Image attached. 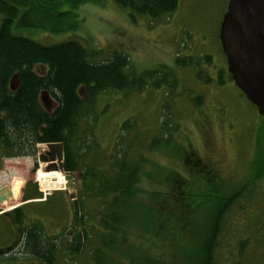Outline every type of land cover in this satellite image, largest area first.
I'll list each match as a JSON object with an SVG mask.
<instances>
[{
  "label": "rangeland",
  "instance_id": "1",
  "mask_svg": "<svg viewBox=\"0 0 264 264\" xmlns=\"http://www.w3.org/2000/svg\"><path fill=\"white\" fill-rule=\"evenodd\" d=\"M228 4L229 0H180L171 17L157 21L140 17L134 23L129 12L113 0H96L95 4L88 3L75 10L76 18L60 24L74 30L52 34L17 28L14 24L12 34L44 47L77 40L88 50L103 52L94 58L96 62L112 51L127 55L135 75L143 79V86L134 92L108 91L98 96L96 141H91L97 148L88 155L86 164L107 169L110 159L120 154L123 136L125 142H134L137 154L149 158L148 172L153 176L141 184L147 191L159 189L158 180L167 175L169 169L175 175L173 181L168 182V189L178 188L177 180L183 182L186 178L188 181L190 174H196L193 170L191 173L190 162L195 166L200 159L206 166L205 174L216 177L221 188L242 195L225 217L214 264H264V119L228 79L227 59L219 38ZM2 18L0 16V29ZM208 57L211 62L206 61ZM178 59L187 64L196 61L199 66L179 67ZM223 80L226 84L219 85ZM40 98L48 111L56 108L55 100L48 94L43 93ZM130 122L135 124L134 129L123 133V125ZM165 125L172 131V142L167 149L149 152L152 140ZM92 135L89 130L83 135L90 138L86 140L85 150ZM44 149V145L38 146L31 157L0 159V190L15 182L21 183L17 199L0 204V251L12 253L7 258H13L12 262L3 264H38L36 259L26 255L23 244L19 246L23 228L14 224L15 215L8 216L12 213L5 203L13 208L22 206L19 216L23 226L41 227L48 239L61 238L63 248L69 234L73 236L80 229L76 226L75 231L74 208L83 193L82 172L74 173L78 188L74 200L70 199L68 189L42 192L38 175L40 171L48 172V164L38 158L44 154ZM198 164L202 167L201 162ZM174 194L175 191L170 196ZM37 198L43 201H32ZM26 201L29 202L24 203ZM185 217L182 218L188 219ZM179 221L167 231L169 246L174 229L184 236H191L194 231L185 229L187 224L183 219ZM92 237L87 249L73 259V264H96L90 256L94 249ZM145 241L144 249L157 251L149 238ZM196 249L191 244L179 250L184 251L185 259H191L194 257L191 251Z\"/></svg>",
  "mask_w": 264,
  "mask_h": 264
},
{
  "label": "trees",
  "instance_id": "2",
  "mask_svg": "<svg viewBox=\"0 0 264 264\" xmlns=\"http://www.w3.org/2000/svg\"><path fill=\"white\" fill-rule=\"evenodd\" d=\"M113 1L129 12L134 23L140 17L151 21L171 17L180 2ZM95 2L0 0V16L3 17L0 29V159L31 157L40 145L63 143L65 171H81L83 175V193L74 208L75 231L76 226L80 229L73 236L69 234L64 248L61 238L48 239L50 237L44 235L41 227H24L19 216L23 208L8 215H15L14 224L23 228L20 245L23 244L26 255L42 264H73V259L87 249L92 235L94 249L90 256L96 264H214L225 217L242 195L221 188L216 177L208 172L205 174L203 161L198 159L195 166L190 162L191 173L193 170L196 174H190L188 181L184 177L183 182L177 180L178 188L168 189V182L173 181L175 172L166 169L168 174L163 173L158 180L160 188L147 191L141 184L153 176L148 172L151 167L149 158L145 154H137L134 142H125L123 136L120 138V154L110 159L107 169L85 162L97 148L94 145V126L98 96L108 91L134 92L143 86V79L135 75L129 57L123 52L112 51L96 62L94 58L103 52L88 50L77 40L44 47L31 39L12 34L14 24L17 28L52 34L74 30V27L66 28L60 24L76 18L75 10L79 7ZM206 61L211 62L210 57ZM186 62L176 61L179 67L188 64L199 66L196 61ZM228 76L233 81L229 73ZM225 84V80L219 83L221 86ZM43 93L55 100L57 106L53 111L42 105L40 96ZM134 126L133 122L125 123L123 133H129ZM87 130L93 135L90 146L85 150L86 140L90 139L83 136ZM170 142L172 131L165 125L152 140L148 151L167 149ZM169 174L171 178H168ZM20 186V182L11 186L15 200ZM4 206L11 208L6 203ZM185 216L188 219L182 218ZM179 219L187 224L185 229L193 228L194 231L190 232L191 236H184L174 229L169 246L167 231L177 225ZM91 221L94 223L90 224ZM133 230L136 233L132 234ZM148 238L151 245L157 246L154 253L144 249ZM191 244L197 248L191 251L194 257L185 259L184 251L179 249ZM8 256L7 251H0V264L12 262L13 258Z\"/></svg>",
  "mask_w": 264,
  "mask_h": 264
},
{
  "label": "water",
  "instance_id": "3",
  "mask_svg": "<svg viewBox=\"0 0 264 264\" xmlns=\"http://www.w3.org/2000/svg\"><path fill=\"white\" fill-rule=\"evenodd\" d=\"M222 50L237 88L256 107L264 119V0H229L219 34ZM45 146V154L38 161L47 163V171H59L65 177L67 187L74 200L77 191L76 174L66 172L65 147L63 143ZM55 169L50 170L49 165ZM11 187L0 190V204L14 200ZM17 209V207L12 210Z\"/></svg>",
  "mask_w": 264,
  "mask_h": 264
},
{
  "label": "bare ground",
  "instance_id": "4",
  "mask_svg": "<svg viewBox=\"0 0 264 264\" xmlns=\"http://www.w3.org/2000/svg\"><path fill=\"white\" fill-rule=\"evenodd\" d=\"M37 181L40 183L39 185L42 188V192H45L47 194L49 192L51 193L54 190L66 189L67 187V182L65 180V177L60 172H49L48 173V172L40 171ZM8 209L12 210L13 207L8 208Z\"/></svg>",
  "mask_w": 264,
  "mask_h": 264
},
{
  "label": "flooded vegetation",
  "instance_id": "5",
  "mask_svg": "<svg viewBox=\"0 0 264 264\" xmlns=\"http://www.w3.org/2000/svg\"><path fill=\"white\" fill-rule=\"evenodd\" d=\"M45 153H46V152L44 151V154H45ZM55 168H56V166H55L54 164L49 165V169H50V170L55 169ZM23 198H24V197H23ZM23 204H24V203H23ZM18 208H22V206H21V207H20V206L17 207V209H18ZM15 210H16V209H15ZM13 211H14V210H11V213H12ZM9 215H10V214H9ZM21 243H22V241H21ZM15 246H16V245H15ZM19 246H20V244H19ZM16 248H17V247H15V249H16ZM13 252H14V251H13ZM8 254H12V253H8ZM37 263H38V264H42V263H41L40 261H38V260H37Z\"/></svg>",
  "mask_w": 264,
  "mask_h": 264
}]
</instances>
